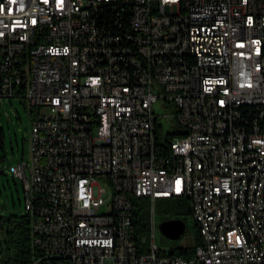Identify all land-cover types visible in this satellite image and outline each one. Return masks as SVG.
Segmentation results:
<instances>
[{
  "label": "built area",
  "instance_id": "obj_1",
  "mask_svg": "<svg viewBox=\"0 0 264 264\" xmlns=\"http://www.w3.org/2000/svg\"><path fill=\"white\" fill-rule=\"evenodd\" d=\"M14 95L38 108L31 161L8 167L30 264H264V0H0ZM137 196L153 225L156 199L188 200L190 256L139 252Z\"/></svg>",
  "mask_w": 264,
  "mask_h": 264
},
{
  "label": "rangeland",
  "instance_id": "obj_2",
  "mask_svg": "<svg viewBox=\"0 0 264 264\" xmlns=\"http://www.w3.org/2000/svg\"><path fill=\"white\" fill-rule=\"evenodd\" d=\"M155 109L160 113H170L175 110V105L173 103L164 104L162 100H159L155 104ZM37 115L38 108L27 96H7L0 100V169L5 170L0 171L1 214L26 212L23 180L8 172V167L12 162L31 161L32 126ZM165 124L167 130L171 129L172 121L165 120ZM107 188L109 189L108 186ZM105 209L107 207H102L100 210ZM173 217L182 218L186 222L185 231L178 238L167 236L160 228V222ZM154 220V225L151 221L150 231L143 235L145 238L148 237L149 243L155 241L164 252L178 251L181 247H194L199 231L189 213L173 214L164 198H158L155 202Z\"/></svg>",
  "mask_w": 264,
  "mask_h": 264
},
{
  "label": "trees",
  "instance_id": "obj_3",
  "mask_svg": "<svg viewBox=\"0 0 264 264\" xmlns=\"http://www.w3.org/2000/svg\"><path fill=\"white\" fill-rule=\"evenodd\" d=\"M160 133V132H159ZM160 138V135H157ZM164 201L170 205L173 214L186 212L190 214V204L182 197H164ZM133 225L134 238L140 253L149 250L148 237L144 234L151 228V213L149 196H137L133 198ZM199 231V230H198ZM0 264H30L36 254V248L32 242L31 220L27 213L10 212L0 213ZM200 240V233L196 237V243ZM194 247H181L172 253L190 256Z\"/></svg>",
  "mask_w": 264,
  "mask_h": 264
},
{
  "label": "water",
  "instance_id": "obj_4",
  "mask_svg": "<svg viewBox=\"0 0 264 264\" xmlns=\"http://www.w3.org/2000/svg\"><path fill=\"white\" fill-rule=\"evenodd\" d=\"M160 228L167 236L178 238L185 231L186 222L182 218L173 217L160 222Z\"/></svg>",
  "mask_w": 264,
  "mask_h": 264
},
{
  "label": "bare ground",
  "instance_id": "obj_5",
  "mask_svg": "<svg viewBox=\"0 0 264 264\" xmlns=\"http://www.w3.org/2000/svg\"><path fill=\"white\" fill-rule=\"evenodd\" d=\"M30 220H31V225H32V216H30ZM36 251V250H35Z\"/></svg>",
  "mask_w": 264,
  "mask_h": 264
},
{
  "label": "crops",
  "instance_id": "obj_6",
  "mask_svg": "<svg viewBox=\"0 0 264 264\" xmlns=\"http://www.w3.org/2000/svg\"><path fill=\"white\" fill-rule=\"evenodd\" d=\"M0 171L2 172V171H5V170H4V168H1Z\"/></svg>",
  "mask_w": 264,
  "mask_h": 264
}]
</instances>
